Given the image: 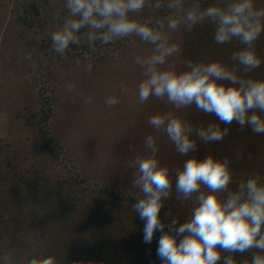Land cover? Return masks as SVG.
Here are the masks:
<instances>
[{
	"label": "rangeland",
	"instance_id": "rangeland-1",
	"mask_svg": "<svg viewBox=\"0 0 264 264\" xmlns=\"http://www.w3.org/2000/svg\"><path fill=\"white\" fill-rule=\"evenodd\" d=\"M223 1L181 0L170 7L176 0H146L130 16L150 23L167 45L178 46L159 68L180 72L189 70L190 62L215 60L203 52L211 19L192 26L186 14L199 15ZM254 8L264 9V0H254ZM66 18L64 0H0V264L3 257L10 264H28L49 255L57 264H162L156 255L162 232L146 244L145 221L133 211L141 195L131 186L135 162L150 151L144 144L149 135L156 141L157 158L173 173L189 157L181 156L163 127L153 128L149 118L171 113L189 122L197 142L190 155L229 157L232 190L250 176L264 182V134L233 122L220 124L230 129L223 140L203 143L195 130L219 123L214 116L195 105L177 108L166 97L138 99L144 61L155 54V45L131 34L107 45L96 41L90 48L81 34L82 43L61 55L52 50L50 34ZM169 18L177 22L175 30L168 27ZM234 47L238 50L217 61L241 79H264V32L252 45L261 59L258 68L245 69L233 59L245 46ZM122 82L128 89L123 94ZM69 83L74 85L70 91ZM112 96L119 103L109 107L106 100ZM88 97L91 103H85ZM194 205V199L178 198L173 187L161 218L166 224L172 218L183 223ZM256 252L232 255L235 264H250Z\"/></svg>",
	"mask_w": 264,
	"mask_h": 264
},
{
	"label": "clouds",
	"instance_id": "clouds-1",
	"mask_svg": "<svg viewBox=\"0 0 264 264\" xmlns=\"http://www.w3.org/2000/svg\"><path fill=\"white\" fill-rule=\"evenodd\" d=\"M180 2L176 0L169 6L175 7ZM64 4L68 18L50 34L52 50L56 53L63 55L70 45H80L81 34L87 37L90 48H94L96 41L107 45L136 34L155 45V54L144 61L146 75L137 90L140 102L150 96L166 97L177 108L195 105L198 110L214 116L219 123H209L195 130L205 144L221 141L228 135L230 129L221 128L220 124L235 122L241 130L248 127L255 134H264V79H241L219 61L190 62L189 70L180 72L160 70L159 66L179 48L176 44L164 43L162 34L154 31L150 23H140L130 16V13L140 12L146 0H64ZM206 18L215 24L217 44L238 38L245 46L234 53L233 59L248 70L260 66L261 59L252 45L264 32V9L254 8V0H233L226 7L209 6L199 15L189 11L185 16L192 26ZM168 27L175 30L178 24L169 18ZM84 29L88 31L82 32ZM86 70L91 71L90 64ZM73 87L69 83L66 90ZM127 91L122 82V94ZM91 102V97L85 100V103ZM118 103L115 96L106 100L109 107ZM148 123L155 129L163 127L176 151L189 157L182 168L173 173L157 158L156 141L149 135L144 144L150 151L135 162L131 186L141 195L133 211L145 221L143 240L146 244L152 242L157 231L162 232L156 250L162 264H235L232 254H243L250 249L257 250L250 264H264V182L260 177L250 176L232 190L229 188L232 182L229 157L190 155L197 151V142L192 138L193 127L189 122L166 113L151 116ZM241 156L242 153L237 154L238 158ZM173 187L178 198L194 199L195 205L185 222L172 218L166 224L160 213ZM2 259L4 264H10L8 257ZM28 264H57V261L49 255L33 257Z\"/></svg>",
	"mask_w": 264,
	"mask_h": 264
},
{
	"label": "trees",
	"instance_id": "trees-1",
	"mask_svg": "<svg viewBox=\"0 0 264 264\" xmlns=\"http://www.w3.org/2000/svg\"><path fill=\"white\" fill-rule=\"evenodd\" d=\"M226 3L227 2L224 0L220 7H226L227 6ZM214 32H215V24L214 22H211L209 23V27L206 30H204L205 39L207 40V43L203 46V52L212 55L215 58L214 61H217V58L223 59L227 53L238 50V47H234V46L236 44L241 45V43L238 42L236 38H233L230 42L223 45L217 44L214 40Z\"/></svg>",
	"mask_w": 264,
	"mask_h": 264
}]
</instances>
